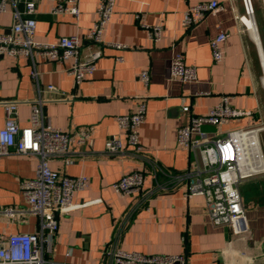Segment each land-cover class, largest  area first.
I'll list each match as a JSON object with an SVG mask.
<instances>
[{"label":"crops","instance_id":"obj_1","mask_svg":"<svg viewBox=\"0 0 264 264\" xmlns=\"http://www.w3.org/2000/svg\"><path fill=\"white\" fill-rule=\"evenodd\" d=\"M24 1L20 0L19 8ZM36 1V40L54 42L62 36L78 35L84 47L89 44L85 36L97 18L98 0H80L78 17L54 15V1ZM209 1L116 0L103 38L128 47L103 46L96 71L81 83H75L68 72L72 59L36 57L33 61L0 54V129L5 125V101L18 103V123L26 127L32 105L41 98L46 123L64 130H92L87 144L73 146L70 163L62 158L50 162L59 172L89 179L87 188L74 194L78 206L58 217L53 241L44 245L45 257L54 264H108L104 251L115 243L118 224L140 196L121 195L113 183L135 170L146 171L144 191L151 193L119 236L120 247L148 255L185 254L187 264H264V171L239 184L249 223V230L242 234H234L227 225H214L205 197L186 196L187 181L174 176L196 159L179 144L178 129L189 123L191 115L206 114L223 95L230 96L232 107L249 113L221 126L203 125L210 136L264 124V0H251L255 34L239 20L245 13L243 0H216L219 7L215 12L189 29L184 27L185 10ZM138 12L145 14L148 23L162 25L160 41H153L140 26ZM13 22L10 3L0 12V33L7 32ZM220 28L228 37L223 43L224 58L216 62L211 41ZM179 52L188 65L196 67V80L171 78V60ZM143 70L150 74L147 84L140 79ZM48 85L53 90H47ZM141 101L146 103L147 113L140 141L146 156L162 169L156 178L143 158L105 151L113 135L126 142L117 117L132 113ZM186 105L188 111L183 109ZM258 137L264 159V130ZM197 160L200 163L199 156ZM37 166L34 155L0 157V209L17 210L12 216L0 214V235L40 232L41 217L28 210L20 187L21 181L35 177Z\"/></svg>","mask_w":264,"mask_h":264},{"label":"built area","instance_id":"obj_2","mask_svg":"<svg viewBox=\"0 0 264 264\" xmlns=\"http://www.w3.org/2000/svg\"><path fill=\"white\" fill-rule=\"evenodd\" d=\"M54 15L69 13L78 17L81 13L80 0H52ZM13 4L14 22L7 32L0 33V54L11 57L25 56L31 60L41 57L49 60L64 61L72 59L68 72L75 83H81L97 69V62L103 54V46L126 48L122 43L106 42L103 38L106 26L114 13L116 0H98L97 18L86 33L87 46H83L78 35L62 36L54 42L36 40L37 1L26 0L19 8L20 0H0V12ZM245 13L239 20L249 31L255 29L254 7L251 0H243ZM219 7L216 0L201 2L188 7L184 12L183 25L187 29L196 25L209 13ZM142 28L149 37L158 42L162 38L161 24H150L142 12L136 13ZM228 33L219 29L211 41L213 59L220 62L224 58L223 43ZM85 49V50H84ZM171 78L182 82L197 79V69L188 65L183 53L173 55L170 67ZM35 77L37 73L34 72ZM140 79L150 82L147 70L141 71ZM52 85L47 90H53ZM43 88L39 89L42 92ZM6 119L0 129V157L11 153L34 155L38 159L36 175L21 181L20 187L28 203V210L41 217L40 232H16L0 235V264H54L44 254V245H50L58 230V217L70 212L78 204L74 194L89 185L86 175L71 176L53 169L50 162L62 158L66 164L71 162L73 146L88 143L92 130L82 127L76 130H64L45 122L43 99L32 105L30 125L20 127L18 123L19 106L16 101L4 102ZM185 111L189 106H184ZM147 105L138 103L135 111L118 115L119 127L126 134V142L119 135H113L107 142L106 152L114 156L132 154L143 158L153 177L162 171L159 163L146 156L140 141V129L145 121ZM248 111L236 109L230 104V96L223 95L221 100L204 115H191L188 124L178 129V142L195 155V161L185 171L174 174L177 180L187 181L186 196L203 195L206 199L210 219L214 225H227L234 234L249 230L246 207L239 184L247 177L264 171L260 169L263 154L260 149L259 132L264 124L251 127H239L224 134L210 136L203 125L221 126L229 119L248 114ZM256 131V137L252 135ZM129 147V149L127 148ZM199 156L200 163L197 160ZM146 171L135 170L125 174L113 183L114 190L121 194L139 193V200L133 204L118 224L115 243L104 251L108 264H187L185 254H144L128 251L120 247L119 236L126 227L132 214L141 207L150 195L144 191ZM17 210L13 207L0 209V214L12 216Z\"/></svg>","mask_w":264,"mask_h":264},{"label":"bare ground","instance_id":"obj_3","mask_svg":"<svg viewBox=\"0 0 264 264\" xmlns=\"http://www.w3.org/2000/svg\"><path fill=\"white\" fill-rule=\"evenodd\" d=\"M253 33H254V34L256 33L254 27H253ZM256 134H257V132H256V131H253L252 135H253L254 137H256ZM263 167H264V164H261V168H263Z\"/></svg>","mask_w":264,"mask_h":264}]
</instances>
